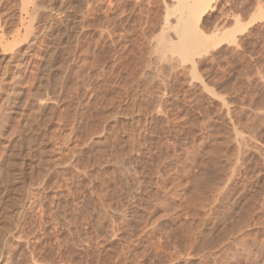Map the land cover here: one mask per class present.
<instances>
[{
    "label": "rangeland",
    "instance_id": "obj_1",
    "mask_svg": "<svg viewBox=\"0 0 264 264\" xmlns=\"http://www.w3.org/2000/svg\"><path fill=\"white\" fill-rule=\"evenodd\" d=\"M184 1L0 0V264H264V0Z\"/></svg>",
    "mask_w": 264,
    "mask_h": 264
},
{
    "label": "bare ground",
    "instance_id": "obj_2",
    "mask_svg": "<svg viewBox=\"0 0 264 264\" xmlns=\"http://www.w3.org/2000/svg\"><path fill=\"white\" fill-rule=\"evenodd\" d=\"M178 1L180 2V3H179V4H180V7H182V6H183V3L186 2V1H184V0H178ZM187 4H189V3L186 2V3H185V5H186L185 7H186V8H189V7L187 6ZM199 4H200V2H195V3L191 6V7H192V11L195 12V14H197V12H198V9H199V6H198V5H199ZM22 5H23V4H22ZM182 8H183V7H182ZM183 9H184V8H183ZM196 10H197V11H196ZM192 14H193V13H192ZM198 15H199V16H198ZM197 16H198L199 19H200V17H201L200 13L197 14ZM199 19H197V20H199ZM46 23H47V22H46ZM48 24H49V23H47V25H48ZM195 25H196V24H195ZM46 27H47V26H46ZM49 27H50V24H49ZM183 33H184V34H183L184 36L182 35V38H183V37L185 38V36H187L186 39H182L183 41H185V42L183 43V46H184L183 48L185 49V47L187 48V46L190 47L191 45H190L189 42H190V41H194V40L191 39V38H192V34H191V36H190V34H189V36H188V35H185V33L187 34L186 31H184ZM4 35H5V34H4ZM34 37H35V36H34ZM201 39H202V38H201ZM186 40H187V42H186ZM14 41H15V40H14ZM33 41H34V40H33ZM183 41H182V42H183ZM188 41H189V42H188ZM31 42H32V38H31ZM31 42H28V43H31ZM13 43H14V42H13ZM28 43H27V44H28ZM32 43H33V42H32ZM32 43H31V44H32ZM56 43H57V42H56ZM186 43H188L187 46H185ZM201 43H202V42H201ZM31 44H30V45H31ZM194 44H195V43H194ZM194 44H193V45H194ZM30 45H29V46L26 45V47L28 46V48H29ZM26 47H24L25 50H23L24 48H23V49H19L20 51H18V52H19L18 55L16 54V55L18 56V57H17L18 60H17V64H16V62H15V64H16L17 66L15 65V66H16V71H14L15 74L12 73L13 75H16V74L18 75V74L21 72L22 65H24V64L26 63L25 60L27 59L26 57H27V52H28V51H27L28 48H26ZM54 47H55V46H54ZM192 47H193V46H192ZM30 48H31V47H30ZM29 50H30V49H29ZM55 50H56V49H55ZM28 54H29V52H28ZM11 57H12V56H11ZM190 58H192V57L190 56L188 61L191 63V62H192V59H190ZM10 60H11V59H10ZM15 60H16V59H15ZM23 63H24V64H23ZM6 64H8V63H6ZM9 64H10V63H9ZM11 65H12V64H11ZM19 75H20V74H19ZM19 75H18V76H19ZM18 76H16V78H19ZM13 78H14V77H13ZM10 84H11V83H10ZM12 86H13V85H12ZM11 91H12L11 93H13V90H11ZM8 96H9V93H8ZM10 97H11V96H9V98H10ZM7 99H8V98H7ZM11 99H12V98H11ZM8 100H9V99H8ZM3 102H4V101H3ZM6 102H7V101H6ZM7 103H8V102H7ZM2 106H3V105H2ZM7 106H8V105H7ZM5 109H6V108H5ZM4 111H5V110H4ZM5 113H6V111H5ZM33 113H34V112H33ZM26 114H27V113H26ZM131 114H132V112H131ZM137 114H138V113H137ZM3 115H4V114H3ZM129 115H130V114H129ZM129 115H128V116H129ZM133 115H134V113H133ZM110 117H111V116H110ZM2 118H4V117H2ZM105 119H106V118H105ZM110 119L114 120L113 117L110 118ZM118 119H119V118H118ZM2 120H3V119H1V121H2ZM103 120H104V119H103ZM103 120H102V121H103ZM112 120H111V121H112ZM130 120H131V119H130ZM102 121H101V122H102ZM116 121H117V120H116ZM135 121H136V120H135ZM105 122H106V121H105ZM131 122H132V121H131ZM133 124H134V123H133ZM107 125H108V124H107ZM111 126H113V125H111ZM111 126H110V127H111ZM106 128H108V127H106ZM113 128H114V127H113ZM108 132H109V131H108ZM110 132H111V131H110ZM110 134H111V133H110ZM102 135H103V134H102ZM107 136H108V135H107ZM35 143H36V142H35ZM17 145H18V144H17ZM105 145H106V144H105ZM15 147H16V146H15ZM97 150H98V149H97ZM10 154H11V153H10ZM10 154H9V155H10ZM17 154H18V153H13V154H11V155L8 157V159H7V161H6V170H4V171H6L5 173H6L7 175H5V176H7V178L9 177L10 174L14 176V179H13V182H12V183L14 184L15 187H19V186H16V185L19 184V182H20L21 180H23V179L20 180V178H19V175H20V174H18V171H19V170H18V167H17L18 164H19V166H20V165H23V164H22L21 161H20V162H21V164H20V163L18 162V160L15 158V157L18 158V156L20 157V155L18 154V156H17ZM22 157H23V155H22ZM25 159H26V157H25ZM27 159H28V158H27ZM37 160H38V159H37ZM42 160H43V159H42ZM42 160H41V161H42ZM107 162H108V161H107ZM24 165H25V164H24ZM32 166H33V165H32ZM20 167H21L20 169H22V166H20ZM38 167H39V166H38ZM4 168H5V167H4ZM33 168H34V167H33ZM43 168H44V167H43ZM44 169H45V168H44ZM44 169H42V170H44ZM22 171H23V170H22ZM40 171H41V170H40ZM1 173H2V172H1ZM37 175H38V174H37ZM202 175H203V174H202ZM1 177H2V176H1ZM3 177H4V176H3ZM11 177H12V176H11ZM7 178H6V179H7ZM12 178H13V177H12ZM2 179H3V178H2ZM6 179H5V180H6ZM9 179H10V178H9ZM8 181H9V180H8ZM21 182H22V181H21ZM9 183H10V181H9ZM4 184H5V183H4ZM21 184H22V183H21ZM23 184H24V183H23ZM23 184H22V185H23ZM22 185H21V186H22ZM10 187H11V186H10ZM22 187H23V186H22ZM22 187H21V188H22ZM11 188H12V187H11ZM21 188H20V189H21ZM17 189H18V188L14 189V191H12V195H7L6 198L3 199L4 201L1 200V201H3V202H2V206H7V205H9V203H10V201H11V197H14L13 199H16L15 197H17V194H18V192H17L18 190H17ZM22 189H23V188H22ZM6 190H7V188H6ZM9 190H10V189H9ZM12 190H13V189H12ZM23 190H24V189H23ZM20 191H22V190H20ZM6 192H8V191H5V193H6ZM3 193H4V191H3ZM16 193H17V194H16ZM21 194H22V193H21ZM21 194H20V195H21ZM22 195H23V194H22ZM22 198H23V200H24V197H22ZM22 198H21V199H22ZM18 199H19V197H18ZM17 201H20V200H17ZM14 202H15V201H14ZM21 202H22V200H21ZM21 202H20V203H21ZM22 203H23V202H22ZM21 205H22V204H21ZM8 207H10V205H9ZM11 208H12V207H11ZM4 209H6V208H4ZM12 209H13V208H12ZM8 210H9V209H8ZM16 212H17V211H16ZM232 213H233V212H232ZM5 214H6V213H5ZM22 214H23V213H22ZM13 215H16V214H13ZM235 215H236V214H235ZM0 217H1V216H0ZM9 217H10V216H9ZM11 217H12V216H11ZM22 217H23V216H22ZM231 217H232V216H231ZM2 218H4V217H2ZM2 218H0V219H2ZM20 218H21V216H20ZM240 218H242V217H240ZM236 219H237V218H236ZM4 220H5V218H4ZM7 220H8V219H7ZM243 221H244V220H243ZM243 221H242V222H243ZM5 222H6V221H5ZM8 222H9V221H8ZM232 222L234 223V221H232ZM236 224H237V223H236ZM6 225H8V224H6ZM241 225H242V224H241ZM25 226H26V225H25ZM0 227H1V226H0ZM9 227H10V226H9ZM20 227H21V226H20ZM22 227H23V226H22ZM7 228H8V226H7ZM230 228H231V227H230ZM230 228H229V229H230ZM5 229H6V228H5ZM1 230H4V229H3V226H2V229H1ZM5 231H6V230H5ZM5 231H4V233H5ZM7 231H8V230H7ZM7 231H6V232H7ZM8 232H9V231H8ZM0 233H2V231H1ZM233 233H234V232H233ZM5 234H6V233H5ZM230 234H231V233H230ZM2 236H4V234H3ZM0 237H1V236H0ZM8 242H9V241H8ZM4 244H6V243H4ZM0 248H1V247H0ZM7 252H8V251H7ZM254 255H255V254H254ZM2 258H3V257H2ZM7 261H8V260H7ZM3 262H4V261H3ZM255 263H256V262H255Z\"/></svg>",
    "mask_w": 264,
    "mask_h": 264
}]
</instances>
